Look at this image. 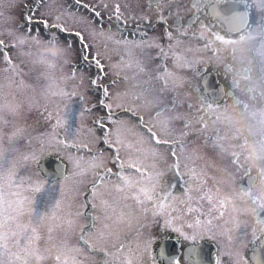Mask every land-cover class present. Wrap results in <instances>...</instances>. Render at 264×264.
Wrapping results in <instances>:
<instances>
[{"label": "snow or ice", "instance_id": "obj_1", "mask_svg": "<svg viewBox=\"0 0 264 264\" xmlns=\"http://www.w3.org/2000/svg\"><path fill=\"white\" fill-rule=\"evenodd\" d=\"M48 3L49 0H34L23 17L28 29L25 35L11 43L0 39V63L5 65V71L20 75L19 66L12 59L13 48L24 46L29 37L36 40L41 33L46 36L45 42L55 44L57 35L54 33L57 30L60 35L74 37L80 47L76 49L73 41H66L65 48L68 52L74 51L78 67H73L66 79L76 81L79 76L78 85H81L85 76L89 77L90 94L96 103L85 111L101 113L94 120V127L100 135L94 141L95 150L93 143L79 139V129H74L71 123L74 115L72 112L69 114L67 106L63 113L59 108L52 111L46 106L38 112L36 124L46 125L42 131L32 127L31 131L19 128L12 133L10 141L21 136L24 143L12 148L15 156L11 158L0 150V264H33V254L41 257V264H158V257L160 264H181L182 256L184 264H224L225 260H231L229 251L220 249L212 256L200 246L206 237L215 239L211 234L213 223L223 217L225 204L205 187L207 181L196 167L189 168L187 163L182 165L177 149L183 152L184 145L162 140L144 126L142 117L135 119L151 142L150 151L144 148L142 141L138 143L121 134L123 119L114 114L119 105L111 100V89L116 81L106 82L108 69L101 63L98 53L92 52V46L85 41L82 31H70L63 24H53L41 12V7ZM73 3L77 9L82 8L88 13L87 17L79 16L77 23L99 24L103 29L105 23L112 24L115 18L118 29L122 25L127 27L128 21L122 16L119 3L112 7L111 15L107 17L105 12L109 5L104 0H97L93 5L84 3V0H73ZM160 3L161 0H147L145 7L152 8ZM168 11L170 13L172 9ZM64 14L76 16L67 9H64ZM143 19L147 22L146 17ZM158 23L166 24L159 14ZM163 35L171 39L167 28ZM31 53L29 45L22 54L30 56ZM157 54L164 56V46H157ZM176 60L179 62L180 58ZM158 67L160 74L157 80L162 85V93H167L170 74L164 59ZM44 76L48 80L47 75ZM204 88L208 95H212L218 85L206 79ZM43 91L52 96H77L76 91H52L51 83ZM79 98L83 100V96ZM176 107L178 103L174 98L156 115ZM123 114L132 118L126 110ZM82 115L83 112L80 113ZM183 125L185 130L182 134L187 136L189 121L185 119ZM60 130L63 131L62 136L59 135ZM161 148L167 152L163 161L166 169L158 167ZM51 150L63 152L60 160L66 161L56 163L54 179L49 186L52 190L58 187L60 198L46 202L40 209L35 205L37 196L45 191L46 182L20 176L17 169L21 162L37 163ZM165 172L174 173L180 182L187 185L182 190V197L174 195L175 186L163 185ZM185 175L187 180L183 179ZM124 224L135 225L133 235L139 241L135 248L121 230ZM41 225L46 226V235L41 231ZM169 232L177 233L189 246L183 251L170 249L164 238ZM242 259L246 264H264V247L259 253L251 250Z\"/></svg>", "mask_w": 264, "mask_h": 264}, {"label": "flooded vegetation", "instance_id": "obj_2", "mask_svg": "<svg viewBox=\"0 0 264 264\" xmlns=\"http://www.w3.org/2000/svg\"><path fill=\"white\" fill-rule=\"evenodd\" d=\"M136 2L140 13L143 14L141 20L130 22L127 19V27L122 25L119 29L116 24L114 27L108 23L103 26L115 29L121 38L138 40L139 44L146 48L147 55L143 66L131 69L128 73L131 75L121 81L122 88L128 89V97L133 94L135 99L140 100L142 97L147 100L143 95L145 85L153 83L160 90L162 88L157 80L161 59L165 60L169 70L176 63L183 64L189 56L207 55V59L197 60L196 66L188 70L198 77L192 88L198 99L196 105L191 108L184 105L183 100L189 94L190 87L176 77L168 79L169 90L167 93L161 91L163 103L159 108H155V113L175 98L178 107L164 111L161 115H178L180 121L177 124L186 119L189 124L200 121L199 124L206 125L191 138L194 141L202 138L209 142L206 154L209 167L230 175L232 183L227 184L224 194L229 195L232 192L236 201L233 204L228 202L222 196L220 187L212 185L208 180L205 187L212 189L214 195L215 191L219 193L216 199L222 198L225 204L224 214L233 207L241 220L228 228L219 224L217 227L213 225L211 234L217 237L214 240L206 237L200 246L212 256L227 247L230 252L231 247L235 245L232 237L243 233L247 239L237 255L242 264H246L242 259L245 254L249 255L251 250L259 253L264 247V129L259 127L264 122V0H161L158 6L152 8L145 7L147 0H104V3L112 7L119 3L121 8L125 7L128 12H132ZM84 3L93 5L97 0H84ZM67 5V8H76L73 0H67ZM169 8L172 9L170 13ZM78 10L88 16L82 8ZM158 14L163 16L166 24L158 23ZM108 15L111 13L105 14V17ZM122 16L126 18L124 13ZM113 21L115 23V18ZM155 28L160 29V38L153 36ZM165 28L170 32V40L163 35ZM108 36L110 41L117 38L114 33ZM170 42L175 44L170 45ZM153 43L154 46L149 47ZM159 45L164 46L163 57L157 54ZM177 57L180 58L179 62ZM150 59L154 62L153 67H149ZM118 76H114V79L118 80ZM141 76L148 78L150 84H146ZM206 79L218 85L212 95H208V90L204 88ZM139 83L142 91L137 87ZM182 112L189 116H182ZM252 125H256L257 130H254ZM40 130H44V125L40 126ZM181 139L180 136L179 143H182ZM183 145L187 147L192 144ZM205 150L201 153L204 154ZM183 152L193 154V151ZM183 154L179 155L182 165H193L194 163L187 159L190 155ZM182 170L187 172L183 167ZM183 179L187 180V175ZM163 185L175 186L173 193L180 197L183 196V188L187 186L180 182L175 174L174 180L164 181ZM192 195L195 196L196 193ZM161 235L164 236V233ZM126 236L135 248L134 235ZM164 238L170 249L177 245V248H174L176 251H183L189 246L188 242L175 232H169ZM181 264H184L183 256Z\"/></svg>", "mask_w": 264, "mask_h": 264}, {"label": "rangeland", "instance_id": "obj_3", "mask_svg": "<svg viewBox=\"0 0 264 264\" xmlns=\"http://www.w3.org/2000/svg\"><path fill=\"white\" fill-rule=\"evenodd\" d=\"M34 4V0H0V39H3L6 43H11L17 37L25 35L28 29L23 23L24 14L28 12V9ZM65 0H55L54 3L49 0V3L41 7L43 12L53 24H63L70 31L79 30L82 31L85 37V41L92 46V52L98 53L101 63L108 69L109 75L106 82H110L114 79L117 74L118 80H116L115 86L111 89L113 96L111 97L112 102L115 105H119V109H114V114L123 119L121 125V134L129 139L135 140L136 142H143L144 148L151 150V142L148 137L140 130L138 121L135 118H143V124L148 129L155 132L162 140H170L173 142H179L180 136L182 137V144L191 146L184 147L183 151H193V154H185L177 149L178 155H190L187 159L189 162H193V165L188 164V167H196L197 171L201 173L203 177L212 182V185L219 186L222 191V196L231 204L236 200V196L231 194H224L227 184H231L232 180L227 172L221 170H213L209 167L208 158L206 156L208 149V141L206 139H199L198 141L192 140L196 133L200 130L201 124H190L189 135L184 136L183 122L177 124L180 118L176 114H162L157 116L155 108H159V105L163 103L161 90L153 83L151 85H145L144 94L147 100L141 97L140 100L133 96L129 98L128 89L122 88L121 81L129 77L132 68L143 66V62L146 59V48L139 44L136 39L121 38V36L115 32V29L110 27H103V29L97 25H91L85 22L77 23L79 16H85L82 11L77 8H67ZM74 7V6H73ZM64 9H67L70 13H76V16L64 14ZM112 6L109 5V9L105 14L111 13ZM138 3L132 12H128L125 7L121 8V12L126 16V20L134 21L142 19V13H140ZM39 16V13H37ZM136 19H132V17ZM150 18L151 15H150ZM113 26L115 25L113 21ZM121 30V29H120ZM117 37L112 41L109 39V34ZM127 34V32L122 31ZM57 43L48 44L45 42L46 36L41 33L40 36L33 40L31 37L28 38L26 44L22 47L13 48V62L19 66L20 75H16L13 72L5 71V65L0 63V150L4 151L9 155V158L14 157L15 153L12 152L13 147H20L23 145L24 140L21 136L9 140L12 133L19 129L25 128L26 131H31L32 127H35L37 131L40 130V126L43 127V123L36 124V116L38 112L43 111L46 106L49 110L56 111L57 108L63 113L65 106L74 115V119L71 121L73 128L79 129V139H83L85 142L93 143V150H95L94 141L100 135L97 129L94 127V120L101 113L96 111H85L90 109L96 103L93 96L90 94L89 77L86 75L81 85L79 83V76L76 81L66 79L68 73L71 72L73 67H78L74 60V51L68 52L66 50V41H73L75 48L80 47L79 43L75 42V38L67 35H60L58 30ZM32 35H35L33 32ZM153 36L160 38L161 32L159 28H155ZM152 39H154L152 37ZM174 42H170L172 45ZM175 44V43H174ZM31 46V55L22 54L27 51V47ZM154 46V43L151 45ZM173 47V46H172ZM205 58L207 55H196L189 56L183 64L176 63L170 67L168 79H175L178 77L181 81L189 85V94L184 98V105L195 106L197 102V95L192 91L193 86L197 83L198 77L188 72L189 68H194L197 64V60ZM151 61V62H150ZM149 67H153V60L150 59ZM172 62V61H171ZM148 61L146 62V64ZM173 63V62H172ZM51 65V67H49ZM44 74L47 75L48 80L45 79ZM142 78V76L140 77ZM146 84H150V80L144 77L142 78ZM147 79V80H146ZM39 80V81H38ZM142 81V80H141ZM51 83L52 91L58 89H65L66 91H76L77 96L75 97H60L52 96L43 91V88ZM141 83V82H140ZM137 87L141 90V85ZM129 84V83H128ZM83 96V100L79 97ZM162 98V99H161ZM128 111L132 114V118L124 117L123 111ZM184 111V110H183ZM83 115L80 116V113ZM181 112V111H178ZM182 116H189L187 113L182 112ZM258 118V117H254ZM197 124L199 126H197ZM31 126V127H29ZM46 125H44V128ZM260 128L264 129V122L259 125ZM254 130H257L256 125H252ZM91 129V132L89 131ZM50 130V128L48 129ZM233 130V128H232ZM253 130V131H254ZM59 135H63V131L60 130ZM100 147H103L100 145ZM189 147V148H188ZM191 147V148H190ZM205 153L202 154L201 152ZM160 161L158 167L160 169H166V164L163 162L167 158V152L164 148L159 149ZM51 154L53 156L62 157L63 152L51 150L46 155ZM39 159L37 163H24L21 162L17 171L18 175L24 176L32 181L43 180L46 182L45 191L37 196V203L35 207L43 209L44 205L48 201H54L60 198V192L58 187L52 190L49 186L53 179H49L40 171ZM66 162V161H65ZM149 163L151 159L149 158ZM171 162V161H169ZM70 168V165L68 166ZM187 170V169H185ZM167 180H174V173L165 172L162 183ZM210 189V188H209ZM212 190V189H210ZM215 197H218L219 193L215 191ZM71 199V197H69ZM218 200H222L219 198ZM237 210L230 208L229 212L224 214L223 219L219 218L214 221L213 225L217 227L219 224L221 227H233L236 222L241 219L237 216ZM27 219V218H25ZM230 225V226H228ZM135 225L129 226L127 224L121 225L123 234L132 235ZM41 231L46 235V226L41 225ZM215 238L217 236H214ZM247 237L240 233L234 235L232 240L235 241V245L231 247V260H225L224 264H242L240 257L237 255L238 252L243 248V244ZM139 241L135 238V244ZM229 247L224 250L229 251ZM33 264H41V257L33 254Z\"/></svg>", "mask_w": 264, "mask_h": 264}, {"label": "water", "instance_id": "obj_4", "mask_svg": "<svg viewBox=\"0 0 264 264\" xmlns=\"http://www.w3.org/2000/svg\"><path fill=\"white\" fill-rule=\"evenodd\" d=\"M57 162L65 163L57 156H50L39 163V169L47 178L54 179L53 172ZM173 248H177V245H175Z\"/></svg>", "mask_w": 264, "mask_h": 264}, {"label": "trees", "instance_id": "obj_5", "mask_svg": "<svg viewBox=\"0 0 264 264\" xmlns=\"http://www.w3.org/2000/svg\"><path fill=\"white\" fill-rule=\"evenodd\" d=\"M49 156H52V155H51V154L44 155V156L42 157V160L46 159V158L49 157Z\"/></svg>", "mask_w": 264, "mask_h": 264}]
</instances>
